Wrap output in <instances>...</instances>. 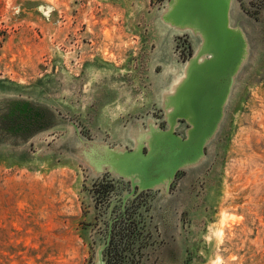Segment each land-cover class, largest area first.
Returning <instances> with one entry per match:
<instances>
[{"label":"rangeland","instance_id":"374dc122","mask_svg":"<svg viewBox=\"0 0 264 264\" xmlns=\"http://www.w3.org/2000/svg\"><path fill=\"white\" fill-rule=\"evenodd\" d=\"M171 5L0 0V113L33 103L55 120L24 140L0 132V264H105L102 226L122 200L147 220L135 264H264V0L232 1L248 50L203 152L148 187L104 162L187 136L167 100L201 37L165 18ZM159 26L174 39L155 65Z\"/></svg>","mask_w":264,"mask_h":264},{"label":"water","instance_id":"95a60500","mask_svg":"<svg viewBox=\"0 0 264 264\" xmlns=\"http://www.w3.org/2000/svg\"><path fill=\"white\" fill-rule=\"evenodd\" d=\"M232 1L172 0L165 18L201 37L184 77L167 100L172 120L181 117L190 123L187 136L181 137L174 130L154 134V146L148 152L144 142L130 149L114 148L104 161L110 164V171L130 178L135 186L148 187L203 152L205 140L223 115L235 74L248 50L244 29L231 24Z\"/></svg>","mask_w":264,"mask_h":264},{"label":"trees","instance_id":"16d2710c","mask_svg":"<svg viewBox=\"0 0 264 264\" xmlns=\"http://www.w3.org/2000/svg\"><path fill=\"white\" fill-rule=\"evenodd\" d=\"M117 205H120L123 211L117 215V218L112 216L113 209L109 211L105 224L102 226L104 237L107 235L109 237L105 247L106 264H135L136 249L143 246L146 237L147 220L137 216L134 211L129 212V206L140 207V204H134V201L123 202L122 200Z\"/></svg>","mask_w":264,"mask_h":264},{"label":"flooded vegetation","instance_id":"af4514ba","mask_svg":"<svg viewBox=\"0 0 264 264\" xmlns=\"http://www.w3.org/2000/svg\"><path fill=\"white\" fill-rule=\"evenodd\" d=\"M188 42L190 43L189 45H187V50L189 48H192L191 40L188 39ZM19 101L21 100H18L17 102ZM52 116V112L48 111L46 108H42L40 105L30 103L23 112L18 111L17 109L14 110V108L12 107L8 110V112L2 113L0 115V126L2 132H6L10 137H13L14 141H18L17 139L24 140L33 135L35 132L48 128L52 124H54L55 120L52 118ZM115 208L113 209V218H117V215L121 213V211H123L120 208V205H116ZM128 209L129 212L134 211L137 216L139 215L146 219V216L143 214L142 210L139 207L133 205L131 207L129 206ZM108 240L109 237L107 235L104 237V257L105 247Z\"/></svg>","mask_w":264,"mask_h":264},{"label":"crops","instance_id":"0c3cea01","mask_svg":"<svg viewBox=\"0 0 264 264\" xmlns=\"http://www.w3.org/2000/svg\"><path fill=\"white\" fill-rule=\"evenodd\" d=\"M170 30L165 29L164 27L158 28L159 31L158 48L161 50V53H160V59H158L155 62V65H157L158 63H163L165 59H169L170 57H172V46H173L174 35L171 34ZM164 54H168L169 56L163 57Z\"/></svg>","mask_w":264,"mask_h":264},{"label":"built area","instance_id":"2783aa9c","mask_svg":"<svg viewBox=\"0 0 264 264\" xmlns=\"http://www.w3.org/2000/svg\"><path fill=\"white\" fill-rule=\"evenodd\" d=\"M179 39H180V38L178 37V40H179ZM183 50H184V51H181V52H186V51H187V47H184V46H183Z\"/></svg>","mask_w":264,"mask_h":264}]
</instances>
